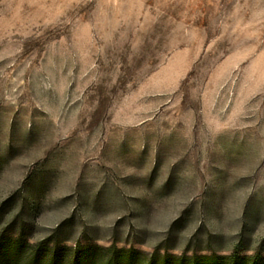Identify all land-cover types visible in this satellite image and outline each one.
Listing matches in <instances>:
<instances>
[{
  "label": "rangeland",
  "instance_id": "obj_1",
  "mask_svg": "<svg viewBox=\"0 0 264 264\" xmlns=\"http://www.w3.org/2000/svg\"><path fill=\"white\" fill-rule=\"evenodd\" d=\"M205 262L264 264V0H0V264Z\"/></svg>",
  "mask_w": 264,
  "mask_h": 264
},
{
  "label": "trees",
  "instance_id": "obj_2",
  "mask_svg": "<svg viewBox=\"0 0 264 264\" xmlns=\"http://www.w3.org/2000/svg\"><path fill=\"white\" fill-rule=\"evenodd\" d=\"M87 259V257H86ZM211 258L210 257H205V260H210ZM205 264H209V262H205Z\"/></svg>",
  "mask_w": 264,
  "mask_h": 264
}]
</instances>
